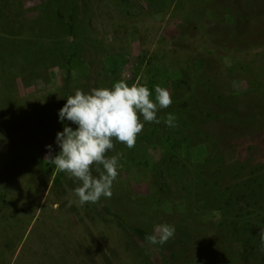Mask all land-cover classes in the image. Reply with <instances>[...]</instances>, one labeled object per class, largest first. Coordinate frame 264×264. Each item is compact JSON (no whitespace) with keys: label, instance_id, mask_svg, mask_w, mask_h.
Returning a JSON list of instances; mask_svg holds the SVG:
<instances>
[{"label":"rangeland","instance_id":"374dc122","mask_svg":"<svg viewBox=\"0 0 264 264\" xmlns=\"http://www.w3.org/2000/svg\"><path fill=\"white\" fill-rule=\"evenodd\" d=\"M121 79L178 126L117 142L112 197L69 208L59 111ZM163 223V253L128 229ZM262 227L264 0H0V264H264Z\"/></svg>","mask_w":264,"mask_h":264},{"label":"clouds","instance_id":"9594fccd","mask_svg":"<svg viewBox=\"0 0 264 264\" xmlns=\"http://www.w3.org/2000/svg\"><path fill=\"white\" fill-rule=\"evenodd\" d=\"M151 95L147 85L139 79L131 85L121 79L110 88H92L88 93L77 89L66 98L59 119L61 123L71 122L76 128L65 125L63 131L57 133L56 144L60 151L53 155L52 146L48 145L45 161L55 166V172L64 173L76 182L77 186L66 197L69 208L73 204L82 207L112 197L123 153L111 156L108 153L115 150L117 142L131 150L145 124L163 121L170 128L178 126L177 117L171 113L158 117L161 110L173 103L170 91L156 85L154 98H150ZM175 231L174 225L157 224L145 239L150 246H163L174 238ZM258 239L260 251L264 252V227Z\"/></svg>","mask_w":264,"mask_h":264},{"label":"trees","instance_id":"16d2710c","mask_svg":"<svg viewBox=\"0 0 264 264\" xmlns=\"http://www.w3.org/2000/svg\"><path fill=\"white\" fill-rule=\"evenodd\" d=\"M70 21H72V18L70 19ZM69 25H70V29L72 30L73 29L72 28V25L70 23H69ZM117 218L120 219V217H118V216H117ZM128 229H129L130 233L134 237H136L139 241H141V242L149 245L148 242L145 239V236L148 235V234H152V232H150L147 229L142 228V227H128ZM164 245L163 246H161V245H154L152 247H155L159 252L163 253L164 252Z\"/></svg>","mask_w":264,"mask_h":264}]
</instances>
